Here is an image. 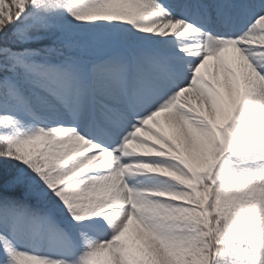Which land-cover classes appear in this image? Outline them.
I'll list each match as a JSON object with an SVG mask.
<instances>
[{"label": "rangeland", "instance_id": "obj_1", "mask_svg": "<svg viewBox=\"0 0 264 264\" xmlns=\"http://www.w3.org/2000/svg\"><path fill=\"white\" fill-rule=\"evenodd\" d=\"M155 1L174 16L182 6ZM105 5L0 0V264H264V104L252 113L237 101L230 114L214 105L225 89L203 70H215L209 59L224 37L208 35L201 62L181 55L176 33L160 50L149 47L159 36L144 33L152 41L137 48L140 34L125 43L85 20ZM259 61L264 70V51ZM193 66L200 90L180 91ZM229 74L236 87L239 75ZM159 100L210 140L208 157L192 156L185 132L156 116ZM67 132L85 150L68 154ZM88 145L102 154L87 153ZM109 168L121 201L84 186Z\"/></svg>", "mask_w": 264, "mask_h": 264}, {"label": "bare ground", "instance_id": "obj_2", "mask_svg": "<svg viewBox=\"0 0 264 264\" xmlns=\"http://www.w3.org/2000/svg\"><path fill=\"white\" fill-rule=\"evenodd\" d=\"M165 0H162L161 2H163ZM168 0L165 1V3ZM82 2V1H81ZM157 1H155V3L150 2V0H107V4L106 9L103 10V12L101 11V13H98V15L95 16H91V17H87L85 18L86 21H90L94 27H105L106 29H114L115 31H117L120 35V38L125 42H129L130 39H132V36L134 35L133 33H138L140 34L139 36H136V41L134 43L135 47H141L142 45L148 44L149 42L152 41V39L150 40H146L145 37H142V35L144 33H148L151 32L154 36H159V40L157 42H151L149 47H159L158 50H160V44L159 41L163 40V37L166 34H172V33H176L177 36V41L179 40L181 46L178 47L177 49L181 50L180 52L182 53L181 55L186 56V58L190 61H194L197 59H200L199 62H201V58L206 60L208 59L205 56V53H203V51L205 49H208V43L207 40H209L208 36L206 35V27L199 24L196 21L193 20H189L187 16H185L183 13L179 12L178 10H175V8L173 10L178 11V15L174 16L173 14H171L169 11H167L166 9H163L159 6L161 5H157L156 3ZM169 2V1H168ZM182 1L178 0V2L181 4ZM91 3V2H90ZM100 2H98L99 5ZM164 3V4H165ZM174 3V2H173ZM94 4V3H93ZM153 4H155L156 6H154ZM160 4V3H159ZM101 5V3H100ZM173 5V4H172ZM90 6V5H89ZM164 6V5H163ZM167 7H169L166 4ZM177 6V5H176ZM91 7V6H90ZM94 8V7H93ZM92 8V9H93ZM96 8V7H95ZM90 9V8H89ZM91 9V10H92ZM102 9V8H101ZM169 9V8H168ZM171 10V9H170ZM239 13H240V9ZM81 11V10H80ZM95 12V11H94ZM88 13V12H87ZM175 13V12H174ZM262 13H264V11H262ZM95 14V13H92ZM187 19L190 24L183 20V18ZM215 23H219V21L222 20V17L215 15ZM241 18L239 15H235L234 19H239ZM223 20L226 21V17H223ZM194 25L195 28L192 26ZM256 25H249L246 29H244L243 31L240 32L239 38H247L243 41H240L241 43L245 42V41H256L253 40L255 37H261L260 34H258L256 32ZM200 28V29H198ZM137 34V35H138ZM145 34V35H146ZM173 35V34H172ZM142 38H141V37ZM144 36V35H143ZM169 36V35H168ZM211 36V35H210ZM217 36V35H216ZM221 37V36H219ZM172 38H174V40H176L175 36H172ZM156 39V38H155ZM170 39V38H169ZM252 39V40H251ZM128 40V41H127ZM168 40V38H167ZM162 41V42H163ZM176 41V42H177ZM166 42V41H165ZM164 42V43H165ZM168 42V41H167ZM178 42V43H179ZM138 43V45H137ZM177 43V44H178ZM214 44V43H213ZM216 44V43H215ZM141 45V46H140ZM167 45V44H165ZM235 45V44H233ZM241 45V44H240ZM131 46V45H130ZM148 46V45H146ZM177 46V45H176ZM213 46V45H212ZM219 46V45H218ZM148 47V50L150 49ZM168 47V46H167ZM144 48V47H143ZM164 48V47H163ZM161 50H164V49ZM211 48V47H210ZM146 49V48H145ZM174 49V48H173ZM176 49V50H177ZM175 50V49H174ZM214 49H212L213 51ZM150 51V50H149ZM167 51V50H166ZM211 52V51H210ZM214 52V51H213ZM162 53V52H161ZM170 53H172L170 51ZM174 53V51H173ZM172 53V54H173ZM216 53V52H215ZM176 54V53H175ZM202 54L204 55L202 57ZM212 54V52H211ZM218 54V53H217ZM215 54L214 55V59L210 60V65L212 64V62L216 63V68L215 70L211 69V67L209 66V68H207L206 70H203L204 72H207L209 74V77L211 79L214 80H219V84L225 89L224 92V99H222L223 101H217L216 106H220V110H222V108H225L227 111H225V113H232L231 111L233 110V108L235 107V103L238 101L239 103L237 104L239 109L241 107L242 111L246 110V111H250L252 113H255L257 111V109L259 110L261 107H257V106H263L264 104V89L262 88V86L264 84H262V80L263 77L261 78V74L258 72L257 68L254 66H257V63L255 60L250 59L249 56L242 51V48H235L233 46H231V44L224 46L222 49L219 50V55ZM167 55V54H166ZM178 55V53H177ZM163 56V55H162ZM172 56V55H171ZM176 57V56H175ZM174 57V58H175ZM178 57V56H177ZM139 58V57H138ZM179 58V57H178ZM137 59V58H136ZM173 59V57H172ZM183 59V58H182ZM181 59V60H182ZM222 59V61L224 62L223 67L220 66L219 62H221L220 60ZM168 60H169V56H168ZM176 60V58H175ZM177 61V60H176ZM175 61V62H176ZM183 61V60H182ZM198 61V60H197ZM180 62V61H179ZM188 62V61H187ZM198 62V64H199ZM172 63V62H171ZM190 63V62H189ZM222 63V62H221ZM181 64V63H180ZM205 64V63H204ZM175 65V63H174ZM188 65V64H186ZM195 66V64H193ZM251 65H253V67H251ZM177 66V65H176ZM183 66V65H182ZM190 66V65H189ZM192 66V64H191ZM193 66V71L192 73H186V75H180L182 77V79H180V83L178 84V87H182L183 88L180 89V91H182L184 88H186L185 90L187 91H191V92H195L196 90L199 91L200 88L198 87V85L196 84V81L194 79L197 80V74L196 72L199 71V68L194 67ZM197 66V65H196ZM140 67V66H139ZM138 68V67H137ZM223 68V69H222ZM176 69V68H174ZM231 69H236L239 72V79L237 80V85L236 87L232 86V82L233 81V76L229 74ZM186 70V69H185ZM191 70V69H190ZM143 71V70H142ZM177 71V70H176ZM202 71V72H203ZM179 72V71H178ZM201 72V73H202ZM177 73V72H175ZM184 73V72H183ZM135 75V74H134ZM154 75V74H153ZM116 76V75H115ZM179 76V74H178ZM179 76V77H180ZM188 77L190 80H188ZM137 79V78H136ZM156 79V78H155ZM237 79V78H236ZM160 80V79H159ZM176 80V79H175ZM153 82V81H152ZM162 82V81H161ZM156 83V80H155ZM154 83V84H155ZM167 84H169L168 82H166ZM214 83V81H213ZM218 83V82H217ZM159 84V83H158ZM164 84V83H163ZM202 84V83H201ZM170 85V84H169ZM156 86V85H155ZM162 86V85H161ZM174 86V85H172ZM205 86V85H204ZM136 87V86H135ZM141 87V86H139ZM147 87V86H146ZM154 87V86H153ZM149 88V87H147ZM162 87H159V89ZM164 88V87H163ZM193 88V89H191ZM155 89V88H154ZM165 89V88H164ZM173 89V88H172ZM191 89V90H189ZM150 90V89H149ZM215 90V89H214ZM140 91V90H139ZM143 91V90H142ZM147 91V90H145ZM153 91V90H152ZM174 91V90H173ZM172 91V92H173ZM204 91V90H203ZM202 91V92H203ZM206 91V90H205ZM204 91V92H205ZM221 91V90H220ZM104 92V91H103ZM117 92V91H116ZM148 92V91H147ZM156 92V91H154ZM159 92V91H158ZM157 92V93H158ZM161 92V89H160ZM159 92V93H160ZM163 92V91H162ZM166 92V90H165ZM164 92V94H165ZM201 92V91H200ZM105 93V92H104ZM141 93V92H140ZM143 93V92H142ZM209 93V92H208ZM216 94V92H214ZM219 92H217L218 94ZM118 94V93H117ZM154 94V93H153ZM156 94V93H155ZM163 94V93H162ZM163 94V95H164ZM175 94V93H173ZM205 94V93H204ZM207 94V92H206ZM108 95V93H107ZM121 95V94H120ZM160 95V94H159ZM157 94V96H159ZM166 95V94H165ZM164 95V96H165ZM196 95V94H195ZM201 95V94H200ZM208 95V94H207ZM221 95V94H220ZM110 96V95H109ZM137 96V95H136ZM150 96V95H147ZM153 96V95H152ZM156 96V97H157ZM171 96V94H170ZM140 97V96H139ZM142 97V96H141ZM143 97H145L143 95ZM151 97V96H150ZM160 97V96H159ZM173 97V96H172ZM115 99V97H112ZM123 98V97H122ZM153 98V97H152ZM202 98H206V96L204 95V97ZM210 98V96L208 95L207 100ZM118 99V98H117ZM124 99V98H123ZM158 99V98H157ZM160 99V98H159ZM119 100V99H118ZM151 100V99H150ZM168 100V99H167ZM120 101V100H119ZM135 101V100H134ZM138 101V100H137ZM160 101V100H159ZM172 101V100H171ZM127 102V101H126ZM129 102V100H128ZM127 102V103H128ZM140 102V100H139ZM142 102V101H141ZM145 102V101H144ZM164 100L160 101V111H158V116L159 118H161V116L164 114L165 115V120L163 119V123L165 121H167V124L169 126L170 129H177L178 131L181 132H185L183 133L184 136V141L188 142V147H190L192 149L191 155L194 157H208L210 152H209V148L207 149V144L208 142H210L209 139L205 140V138L201 137L200 134H198L195 131L192 130H187V127L184 126V122H182V120L180 119V116L178 117L175 113H172V110L170 109L169 106H171L168 101L166 103H164ZM208 103V102H207ZM135 104V102H134ZM155 104V103H154ZM141 105V104H140ZM144 105V104H143ZM213 105V102L210 104ZM139 106V105H138ZM153 106V105H152ZM130 107V106H129ZM140 107V106H139ZM145 108V106H143ZM156 107V106H155ZM205 107V106H204ZM215 107V106H214ZM230 110H229V108ZM135 108V107H134ZM154 108V106H153ZM263 108V107H262ZM143 109V108H142ZM215 109V108H214ZM218 109V110H219ZM232 109V110H231ZM262 110V109H261ZM143 111V110H141ZM156 111V110H155ZM264 111V110H263ZM216 112V111H215ZM221 112V111H220ZM224 112V111H223ZM224 113V114H225ZM222 115V114H221ZM155 117V116H154ZM163 117V116H162ZM155 119V118H154ZM159 120V119H158ZM161 122V121H160ZM159 123V122H158ZM162 124V123H160ZM159 125V124H158ZM264 125V124H263ZM166 126V124L164 125ZM167 126V127H168ZM162 127V126H161ZM71 132H67L68 136L65 137L62 141V147L63 149H65V151L69 154V152H71L73 149H75L76 151L78 150H85L84 145L82 144V140L77 137L76 135L72 134L73 136L70 135ZM260 133V132H259ZM262 133V131H261ZM66 134V135H67ZM115 135V134H114ZM177 135V134H176ZM259 135V134H258ZM56 136V134H55ZM62 136V135H61ZM263 137V136H262ZM57 139V138H56ZM60 139V138H59ZM185 142V143H186ZM204 146L202 145V143H204ZM60 144V143H59ZM79 147V148H78ZM211 149V148H210ZM87 153H92V155H100L102 154V152H99V149L97 148V146L93 145V146H89L88 145V149H86ZM105 154V153H104ZM103 154V155H104ZM107 155V154H106ZM105 169V168H104ZM109 172L105 171L106 174L104 175H97V176H93L90 177L88 179L85 178V188L86 191L88 190L89 192L91 191L93 194L95 193L97 196H104V195H109L110 199L112 200H122L123 196H124V192L122 189L113 186L111 183H114V181H111V177L114 178V176L116 177L115 173L113 172L114 169H110L109 168ZM104 172V173H105ZM113 172V173H112ZM96 174V173H95ZM113 174V175H112ZM83 175V173H82ZM85 176V175H84ZM109 181V182H108ZM83 183V184H84ZM81 186V185H80ZM119 214V213H118ZM127 219V218H126ZM130 221V220H129ZM127 220H122L121 222H123V224L126 223V226H130V227H134L135 225L131 222H129ZM125 222V223H124ZM136 222V221H135ZM139 225V223H138ZM140 226V225H139ZM136 227V226H135ZM136 233L139 234V236H143L141 233H144L143 230L139 229L138 226L136 227ZM146 241L151 243V240L146 238ZM140 242H143L141 240H139ZM155 245V243H154Z\"/></svg>", "mask_w": 264, "mask_h": 264}, {"label": "trees", "instance_id": "obj_3", "mask_svg": "<svg viewBox=\"0 0 264 264\" xmlns=\"http://www.w3.org/2000/svg\"><path fill=\"white\" fill-rule=\"evenodd\" d=\"M4 173H5V172H4ZM4 173H1V174H0V180L3 179L2 175H4ZM11 196H12V197H17V195H13V194H11Z\"/></svg>", "mask_w": 264, "mask_h": 264}]
</instances>
